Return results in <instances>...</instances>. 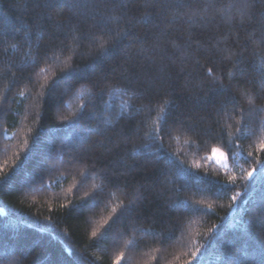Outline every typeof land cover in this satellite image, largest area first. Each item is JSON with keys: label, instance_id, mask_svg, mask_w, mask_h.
<instances>
[{"label": "trees", "instance_id": "obj_1", "mask_svg": "<svg viewBox=\"0 0 264 264\" xmlns=\"http://www.w3.org/2000/svg\"><path fill=\"white\" fill-rule=\"evenodd\" d=\"M262 63L264 0H0V264H264Z\"/></svg>", "mask_w": 264, "mask_h": 264}, {"label": "snow or ice", "instance_id": "obj_2", "mask_svg": "<svg viewBox=\"0 0 264 264\" xmlns=\"http://www.w3.org/2000/svg\"><path fill=\"white\" fill-rule=\"evenodd\" d=\"M95 2L96 0H78V3H82L84 7H87L89 4H92L93 6H95ZM149 19H150V13H145L144 16L140 17L139 19H136V20H130L129 21V24H128V27H132L134 25H137V24H146L149 22ZM104 21V18L102 17V22ZM117 22H118V18H117ZM243 22V21H241ZM77 39H79V37H77ZM116 39H117V42H119L120 39H122V37L120 36L119 33L116 34ZM94 43H97L99 44L100 46V49H101V54L102 55H107L106 51H105V44L101 43L100 41H94ZM239 63V61H237V64ZM259 70L261 72V79H262V82H264V63H262L260 66H259ZM73 71L75 72H78L79 76L81 79H89V73H90V69H74ZM234 76V73L233 72H229L228 73V77L229 79L233 78ZM220 80V77L217 75V76H214L212 78V83H217L219 82ZM219 86L223 89H225V91H227V88L228 86L227 85H223L222 83L219 84ZM262 86H264V83H262ZM115 91V90H113ZM248 99H249V104H252L253 103V100H252V96L251 95H248ZM165 104L169 105L170 106V102H165ZM257 110H260V109H257ZM161 112L164 113L165 112V109L162 107L161 108ZM160 119L162 120L163 119V116L160 117ZM158 131L156 132V134H153L151 131L146 133L145 134V137L148 141H154L155 138H156V135H158ZM148 147H151V144H141V145H138V146H134L133 149H132V153L133 155H137L139 154L140 152H144L146 151V149ZM260 148L261 149H264V141L261 142L260 144ZM214 152H216L217 150L216 149H213ZM220 157H223V153H220L219 154ZM249 155H251V153H249ZM166 163H171L170 161H166ZM253 173L252 172H248L245 179L247 178H250L252 177ZM235 177L234 176H230L228 178V182L230 184L234 183L235 182ZM233 200H235V197H233ZM260 224L262 227H264V207H262L260 209ZM251 223V221H250ZM93 236L96 235L95 232L92 233Z\"/></svg>", "mask_w": 264, "mask_h": 264}, {"label": "rangeland", "instance_id": "obj_3", "mask_svg": "<svg viewBox=\"0 0 264 264\" xmlns=\"http://www.w3.org/2000/svg\"><path fill=\"white\" fill-rule=\"evenodd\" d=\"M216 149V148H214ZM217 151L214 152L213 150L211 151L209 158L216 164L218 165H225L226 164V157L223 154V157H220V153H222L220 150L216 149Z\"/></svg>", "mask_w": 264, "mask_h": 264}]
</instances>
